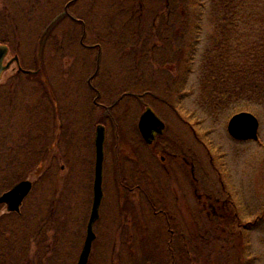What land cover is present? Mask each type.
I'll return each mask as SVG.
<instances>
[{"label":"rangeland","instance_id":"obj_1","mask_svg":"<svg viewBox=\"0 0 264 264\" xmlns=\"http://www.w3.org/2000/svg\"><path fill=\"white\" fill-rule=\"evenodd\" d=\"M68 1L0 0V42L9 47L6 60L17 55L23 69L39 71L16 75L13 64L0 77V181L14 174L33 181L19 215L0 232V263L76 264L92 202L95 130L103 124V199L87 264H167L168 251L162 242L170 234L163 216H153L141 200L128 199L116 181L128 171L132 179L147 177L149 184L154 182L147 186L140 181L157 208L174 218L178 213L193 216L190 231L182 232L184 239L210 243L208 255L198 264H264V96L260 102L240 104L231 99L219 105L213 96L194 91L185 99L187 112H176L160 96L171 93L170 76L177 73L167 55L170 49L138 53L143 40L162 45L145 39L153 37L158 27L155 23L150 29L155 14L173 2L180 22L199 25L195 65H200L207 38L214 34L209 6L205 8L200 0H132L143 2L148 17L132 24L133 36L122 37L115 31L130 20L127 8L118 7L125 6L126 0H77L68 10L86 29L59 18L44 32ZM82 36L86 44L104 41L101 50L81 46ZM187 57L185 50L182 61ZM153 67L159 68V75ZM93 74L90 85L95 90L88 85ZM192 80L193 74L186 82L188 88ZM136 85L151 87L158 99L143 97L139 103L121 95L124 90L137 91ZM184 92L188 96L189 89ZM202 99L211 101V112L197 107ZM242 105L250 106L241 109ZM149 106L165 123L157 139L170 150L171 155L165 156L172 163L168 170L159 156L153 160L150 150L140 146L137 122ZM236 111H248L258 119L257 140L236 141L228 135L227 122ZM187 161L193 166L191 186L186 169L176 167ZM15 181H9L13 183L7 188ZM192 189L193 198L189 195L187 200L184 196ZM230 205L236 208L243 229L231 231L219 216ZM6 214V206L0 204V217Z\"/></svg>","mask_w":264,"mask_h":264},{"label":"trees","instance_id":"obj_2","mask_svg":"<svg viewBox=\"0 0 264 264\" xmlns=\"http://www.w3.org/2000/svg\"><path fill=\"white\" fill-rule=\"evenodd\" d=\"M178 1L180 0H176L175 2ZM195 1L197 2L198 0ZM200 1L204 3L205 8L209 6V11L213 14V18H215L214 34L207 38V44L201 55L202 62L200 65H195V56L197 55L195 50L199 44L197 39L199 25L198 23H194L188 26V20L180 22L178 20L180 16L177 4L173 2L171 4L167 3L155 14L153 18L154 22L151 23L152 28L150 27V29L154 30L153 24L155 23L158 24V27H156L155 34L152 35L153 37L145 39H156L157 41H161L162 45L157 46L155 42L150 43L143 40L141 45L144 47L141 50L138 49L139 54L148 53L151 50H153V54H156L157 47L170 49V53H167V55L172 58L173 63L171 64L175 66L177 73L175 77L170 76V79H172L171 93L168 90L160 95L165 100L164 104L174 107L176 112H187L184 107L185 99L191 97L190 94H194V91H200L203 95L206 94L209 97L213 96L212 98L217 100L216 102L219 105L225 102L228 103L231 99L237 100L236 102L240 104L260 102L258 99L264 96V32L261 30L262 23H264L262 8L264 7V0H207L209 2L208 5H206L205 0ZM125 3V6L119 5L118 7H121L123 10L127 8L130 20L126 21L127 23L125 22L119 28V31H115L122 33V37L133 36L134 29H132V24L140 23L141 18L148 17V15L143 13L142 9L144 5L142 1L126 0ZM195 5L197 6V3ZM183 16L188 17L186 15ZM118 18L122 19V17ZM114 21H116L114 18L111 19L110 29L112 31L114 29ZM193 30L195 33H193ZM137 37L140 38L141 35ZM126 39L128 38L126 37ZM99 41L100 43L97 44L98 47H101L104 41ZM150 44L151 46L148 47ZM166 45L168 47L164 48ZM185 50L188 53V57L185 61H182V55ZM180 65H182L181 69L178 67ZM194 68H196L195 73ZM152 70L158 74L159 68L153 67ZM179 74L181 75L179 76ZM192 74L195 76V80H192V84L188 88L186 82H188V78ZM162 79H164V83H170V79ZM134 87L137 88V85ZM141 88L143 89L142 91ZM141 88H137V91L124 90L122 94L128 97L138 95L158 99L151 87L142 86ZM185 89H189L188 96L184 92ZM210 102L209 99H202L197 103V107L211 112L213 106ZM242 106L241 109H245L250 105ZM27 169H30V167L28 166ZM39 173L40 171H37L36 175H39ZM24 178H26L24 174H14L11 177L3 178L5 180L0 181V194L13 183H9V181L16 180V183ZM231 206L224 208L219 216L223 218L224 225L231 231L243 229L244 224L241 223L236 208H232V210ZM18 215L16 213H8L1 216L0 232L3 228L5 229L4 226L7 227L9 220ZM12 238L15 239L16 236L12 235ZM194 241L199 243L204 242H201L200 239ZM203 244L206 245L207 243L204 242ZM197 255L199 256L200 253ZM200 257L196 264L200 262ZM204 263L209 264L207 261ZM0 264H4V262Z\"/></svg>","mask_w":264,"mask_h":264},{"label":"water","instance_id":"obj_3","mask_svg":"<svg viewBox=\"0 0 264 264\" xmlns=\"http://www.w3.org/2000/svg\"><path fill=\"white\" fill-rule=\"evenodd\" d=\"M77 0H71L66 5L64 10L57 15L44 32H47L50 27L60 18L69 15L67 7L69 4ZM59 19V20H60ZM8 54V47L0 44V77L12 63L18 64V57L13 56L9 61L4 63ZM19 70L20 67H19ZM24 73L28 72L23 70ZM259 122L257 118L249 112H239L234 114L227 123V132L231 138L237 141L257 140ZM164 129V123L155 114L151 108H146L138 121V130L146 143H151L156 134H161ZM104 127L99 125L96 128L94 138L95 148V164L94 178L92 187V204L88 222L86 225L85 239L80 251L77 264H87L90 255L92 243L95 239L93 226L99 218V207L102 200V167H103V143H104ZM32 188L29 180H22L13 185L9 190L0 195V204H5L9 212H19L22 201L26 198Z\"/></svg>","mask_w":264,"mask_h":264},{"label":"flooded vegetation","instance_id":"obj_4","mask_svg":"<svg viewBox=\"0 0 264 264\" xmlns=\"http://www.w3.org/2000/svg\"><path fill=\"white\" fill-rule=\"evenodd\" d=\"M74 23H77V22L74 21ZM85 48L97 49V48H93V47H90V48L85 47ZM18 60L20 61V59H18ZM35 72H36V74L39 73V71L37 73V70ZM18 74H24V73L22 72V70H16V75H18ZM36 74H32V75H36ZM143 97L137 98L139 103H142L141 100ZM95 105L98 106V104H95ZM170 107L172 109H174V107H172V106H170ZM163 123H164V121H163ZM164 130H165V123H164ZM164 130L161 134L155 136L151 143H146L143 139H140L141 140L140 146L144 147V148H148L150 150V155L152 156L153 160L156 156H159L161 163H164L163 169L168 170V167L172 163L167 161L165 156L171 155L168 153L170 150L168 147H163L164 142H158V139L160 138V136H162V134L164 133ZM163 148H165V150H166L163 153L164 155L162 154V151H161ZM131 157H132L131 153H129L126 157V161L128 162V165L131 164V161H132ZM141 160L144 161L143 159H141ZM103 163H104V161H103ZM176 167L180 171L182 170V167L186 169V172H187L186 180L188 182V180L191 179L190 180V186L193 185L194 174H193L192 164H190V163L188 164V161H187V164L179 162V165H177ZM128 172H129L128 175H126V176L125 175H123V176L118 175V178L116 179L117 183L122 186L123 191L127 192L128 199L131 198V199L137 200L138 202H139V200H141V203L144 206H146L147 208L149 207V209L151 210V214L153 216H161V218L163 216L162 220L165 222L166 231L169 232V234H170L169 239L162 242V244L164 245L165 248H167V251H168L166 263L167 264H179V263L180 264L181 263L182 264L183 263L196 264L198 262V258L200 256H201L200 257V259H201L205 253H206L205 255H208L207 252L209 251L208 247L210 246V243H207L206 245H204L203 244L204 242H202V241H201L202 243H199V242H195L193 239H189V238L184 239V236L182 235L184 228H186L187 231H190L189 227H190V225H193V216L190 214L189 216L187 215L186 217H184L182 214L178 213L175 215L176 218H174L173 216H171V214L169 215V213L165 209L157 208L155 198L151 197L147 191V186L152 185V183H154V182L152 181L149 184V182L147 181V177H144L143 179H138V180L134 179V178L132 179V178H130V171H128ZM169 174L172 175V171H169ZM140 181H144L147 186L143 185V184L141 185ZM102 184H103V182H102ZM102 189H103V187H102ZM191 191H192V194H191V192L187 191L186 196L183 195L187 200H189V195H192L190 199L193 198L194 191H193V189ZM184 204L185 203H182L183 206H184ZM178 206L182 207L179 203H178ZM184 220H186L185 223H184ZM172 225H174V226H172ZM173 227L175 229H173ZM200 249H202V250H200ZM199 253H200V255L198 256L197 254H199ZM180 259L186 260V261L188 259V262H180L179 261Z\"/></svg>","mask_w":264,"mask_h":264},{"label":"bare ground","instance_id":"obj_5","mask_svg":"<svg viewBox=\"0 0 264 264\" xmlns=\"http://www.w3.org/2000/svg\"><path fill=\"white\" fill-rule=\"evenodd\" d=\"M134 95H135V93H134ZM90 214V213H89Z\"/></svg>","mask_w":264,"mask_h":264}]
</instances>
